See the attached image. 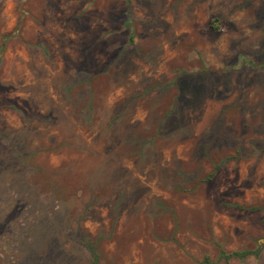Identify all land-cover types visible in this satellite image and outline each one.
Instances as JSON below:
<instances>
[{
  "label": "rangeland",
  "instance_id": "obj_1",
  "mask_svg": "<svg viewBox=\"0 0 264 264\" xmlns=\"http://www.w3.org/2000/svg\"><path fill=\"white\" fill-rule=\"evenodd\" d=\"M263 216L264 0H0V264H264Z\"/></svg>",
  "mask_w": 264,
  "mask_h": 264
},
{
  "label": "trees",
  "instance_id": "obj_2",
  "mask_svg": "<svg viewBox=\"0 0 264 264\" xmlns=\"http://www.w3.org/2000/svg\"><path fill=\"white\" fill-rule=\"evenodd\" d=\"M131 40H132V37L129 36V41H131ZM261 221H262V223L264 225V216L262 217V220ZM247 253H248V251L231 252L229 254H224L222 251L220 252V254L223 255L225 259L228 258V257H230V256L241 257V256L246 255Z\"/></svg>",
  "mask_w": 264,
  "mask_h": 264
}]
</instances>
